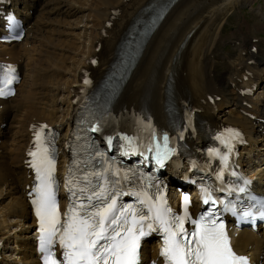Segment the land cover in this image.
<instances>
[{
    "label": "bare ground",
    "instance_id": "bare-ground-1",
    "mask_svg": "<svg viewBox=\"0 0 264 264\" xmlns=\"http://www.w3.org/2000/svg\"><path fill=\"white\" fill-rule=\"evenodd\" d=\"M160 1L10 0L9 5L0 4L2 10H15L26 27L20 42H0V60L16 63L22 74L15 95L0 100V126L6 124L0 127V264H39L32 238L35 219L25 196V186L30 184L24 164L29 128L47 122L61 130L64 140L75 113L73 99L83 73L88 71L100 81L128 30L136 26L139 17L154 13L155 4L148 7L151 2ZM250 2L177 0L145 39L119 90L115 107L131 111L147 99L160 122L166 121L167 108L173 105L179 116L186 109H196L197 118L211 126L241 127L249 144L241 149L240 163L257 175L256 185L264 190V123L260 121L264 118V90L241 95L244 87H264V69H256L253 63L251 67L241 64L235 72L232 68L230 78H221L236 90H231V94L227 88L222 89L213 64L210 67L208 63L209 56L215 54L213 49L227 10ZM254 11L251 9L255 17H263L260 11ZM2 26L0 16V34ZM93 57L98 60L96 66L89 63ZM210 96L220 98L210 102ZM251 113L255 119L248 116ZM203 136L201 131L194 142L199 143ZM262 237L261 229H243L234 244L240 253H248L256 263L264 264ZM144 246H150L151 253L144 251L143 256L156 255L154 243L146 241Z\"/></svg>",
    "mask_w": 264,
    "mask_h": 264
},
{
    "label": "snow or ice",
    "instance_id": "snow-or-ice-1",
    "mask_svg": "<svg viewBox=\"0 0 264 264\" xmlns=\"http://www.w3.org/2000/svg\"><path fill=\"white\" fill-rule=\"evenodd\" d=\"M0 72L5 86L16 79L15 68L11 65L0 66ZM7 94L0 88V95ZM46 127L42 126L36 133V150L29 153L33 157L31 167L35 169L38 181L32 203L39 217V246L46 253V264H136L140 239L156 231L163 236L161 254L167 264H247L246 257L234 252L225 225L217 222L214 211L206 212L199 219L190 218V198L187 195L183 197V215H177L167 206L163 196L154 200L144 193L138 208L133 204L118 203L119 196L126 193L101 187L91 195L81 196L79 199L87 203L78 202L69 207L62 220L54 187L55 163L45 145ZM238 136L237 131L228 129L218 139L230 146L232 139ZM172 152L174 149L168 148V137L165 136L164 152H157L158 163L163 165ZM212 154L220 156L216 149ZM221 158L225 162L228 160L227 155ZM239 190L244 191L243 188ZM86 191L81 189V193ZM133 195L139 197L142 194ZM203 202L215 205L217 201L204 189ZM251 215L250 212L244 213L245 217ZM261 215L264 216V212ZM186 222L195 227L189 231ZM57 244L63 250L62 260L52 252Z\"/></svg>",
    "mask_w": 264,
    "mask_h": 264
},
{
    "label": "rangeland",
    "instance_id": "rangeland-1",
    "mask_svg": "<svg viewBox=\"0 0 264 264\" xmlns=\"http://www.w3.org/2000/svg\"><path fill=\"white\" fill-rule=\"evenodd\" d=\"M258 1V0H257ZM255 6H257V5H255ZM237 9V8H236ZM253 9V11H254V13L256 14V12L257 11H260L258 8H256V9H254V8H252ZM89 10L88 9H85V12H88ZM234 11V13H235V15L236 16H234L232 13L230 14V17H229V20L227 21V23L224 25V27H223V33H225L226 32V29L227 28H229L230 26H232V28L233 29H235L236 27H238V24L239 23H243L244 22V20H246V21H248V22H250V21H252V20H254V18H252L251 19V17L249 16V14H248V10L246 9V8H243V15H241L240 14V12L239 11H237V10H233ZM246 18H245V17ZM257 18V17H256ZM254 25V26H253ZM253 30H255V28H256V26H255V24H252L251 26H250ZM257 36L256 35H253V36H251V39H254V38H256ZM258 39V38H257ZM252 41V40H251ZM253 43V44H252ZM251 43V45H250V48L249 49H246L247 50V57H246V59L245 60H243V61H241L240 63H238L237 65H235L234 67H233V71L235 70L236 71V69L238 68V66L239 65H241V64H246L247 66H249V67H251V65L248 63V59H250V56H251V48L253 47V46H256L257 47V45H256V43L255 42H252ZM252 46V47H251ZM262 48L264 49V41H263V43H262ZM242 50H244V49H241V52H242ZM248 51H249V53H248ZM212 55H213V57H212ZM212 55H210L209 57L212 59L211 60V62H210V64H209V66L211 67V64H213V66H214V68H215V71H216V75L215 76H217V78H221V74H223L224 72L222 71V68L221 67H218V68H216V66L218 65V64H222V63H224V61H222L223 60V58L222 57H220L219 56V58H217L216 59V56H217V54L215 53V54H212ZM215 56V57H214ZM262 56H264V52L262 53ZM236 56L234 55L233 56V58H235ZM213 58H215V59H213ZM220 58L222 59V60H220ZM209 67V68H210ZM234 71V72H235ZM233 76V78H234V73L232 74ZM256 76L258 77V74H256ZM226 78H230L229 77V75L226 77ZM238 79L236 78V79H232L229 83H233V81L235 82V81H237ZM219 81V80H218ZM226 82H225V84H227L228 85V82H227V80H225ZM219 83V82H218ZM219 87V89L220 90H222V89H224V90H226V88L230 91V93H231V90L233 91H235L236 92V90L234 89V87L233 86H229L228 85V87H225V85H222V89H221V87H220V85L218 86ZM232 94V93H231ZM234 95V94H233ZM235 96V95H234ZM237 97H239V96H237ZM240 97H243V96H240ZM238 99V98H237ZM15 255L16 254H14V257H15Z\"/></svg>",
    "mask_w": 264,
    "mask_h": 264
}]
</instances>
